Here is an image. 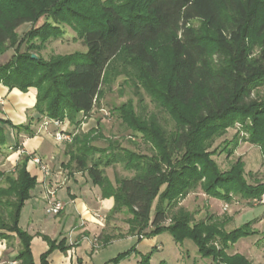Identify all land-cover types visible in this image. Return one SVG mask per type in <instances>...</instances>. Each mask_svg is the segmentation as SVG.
<instances>
[{
	"label": "trees",
	"instance_id": "obj_1",
	"mask_svg": "<svg viewBox=\"0 0 264 264\" xmlns=\"http://www.w3.org/2000/svg\"><path fill=\"white\" fill-rule=\"evenodd\" d=\"M32 9L37 10L36 6ZM103 14L98 25L89 23L83 29L85 52L47 64L22 51L25 37L20 40L17 33L22 25L39 16L7 17L0 4V59L7 52L4 47L8 43L15 48L12 59L0 65V84L22 92L35 88L38 100L34 111L39 122L49 119L62 126L69 120L78 125L95 111L98 96L111 71H130L151 81L160 80L162 66L156 50L159 44L167 43L173 55L172 78L160 98L184 107L198 103L195 119L187 117L180 109H170L177 128L169 140L159 128L164 143L156 147L169 165L178 156L177 165L171 166L170 172H164L156 157L144 155L134 161L125 154L129 151L116 148L105 161H95L91 155L96 147L85 140L82 143L78 137L66 142L73 151L70 163L80 164L83 167L80 170L89 171L90 181L95 186L110 188L111 192L103 193V197L114 198L116 210L121 206L129 209L133 215L131 228L139 227L133 236L139 240L145 238L144 231L151 227L153 234L169 232L180 243L184 239L192 240L200 256L215 259L220 254L207 248L213 239L203 237L205 224L191 226L192 219L180 214L174 225L165 231L160 226L168 220V205L198 189L197 180L207 178L209 171L215 184L205 189L207 194L230 200L229 195L236 192L249 204L264 195V185H248L244 180L242 163L238 162L224 177L214 162L206 161L208 157L204 152L206 141L232 126L238 116L264 113V105L250 99L253 90L264 85V24L259 21L256 0H143L129 17L113 5L104 7ZM41 29L35 27L30 32L38 37ZM253 37L261 40L257 57L252 52ZM150 93L154 94L151 90ZM153 98L162 104L159 97L153 95ZM2 123L8 122L0 119V144L6 141ZM28 127L17 129L34 136ZM263 132V128L252 127L256 140H264ZM67 134L73 137V133ZM150 140L155 142L152 137ZM21 156L13 172L0 174L6 183V186L0 185V240L9 242L16 236L20 250L14 261L35 264L30 249L32 237L21 229L20 218L38 183L27 168L34 155ZM89 160L93 165L88 170ZM118 163L124 164L134 175L116 180L119 186L113 188L104 178L102 169ZM197 167L201 171L198 172ZM250 229H235L223 235L220 259L226 264H252L246 256L225 254L230 244L256 234L254 231L249 234ZM54 248L62 252L71 249L65 240L54 243L51 249ZM122 260L123 257L114 264ZM148 260L146 257L142 264H148ZM42 264H50L46 255Z\"/></svg>",
	"mask_w": 264,
	"mask_h": 264
},
{
	"label": "rangeland",
	"instance_id": "obj_2",
	"mask_svg": "<svg viewBox=\"0 0 264 264\" xmlns=\"http://www.w3.org/2000/svg\"><path fill=\"white\" fill-rule=\"evenodd\" d=\"M142 1L0 0V4L7 17L11 15L39 16L38 19L22 25L17 33L20 40L25 37L22 51L31 56L35 55L36 59L43 63L51 64L58 59L75 56L86 51L82 38L83 29L89 23L93 26L100 23L104 16V7L113 5L120 8L125 16L129 17L137 11V5ZM34 6H36V12H33ZM256 7L259 21L264 24V0H256ZM35 27H42L41 35L38 37L30 32L35 30ZM209 35L212 36V33L209 32ZM252 39L255 41L252 52L254 57H257L261 51V40L255 37ZM11 44L8 43L4 47L7 52L1 57L0 65L12 59L15 48ZM156 55L162 66L160 80L151 81L143 76L134 75L130 71L122 73H119V70L111 71L105 79L93 114L82 119L78 125L71 124L69 120L63 122L62 126L66 125L71 130L74 129L72 140L78 137L82 139V143L85 140L96 147L91 155V157L94 156L93 160L102 159L105 161L110 151L116 148L131 152L132 154L129 152H125V154L130 155L134 161L140 156H154L161 163L164 172H170L173 169L171 166L177 165L178 156L174 157L169 165L161 155V150L159 151L156 147L164 143L159 128L164 130L166 140H169L177 128V121L170 109H180L184 115L195 119L198 103L196 101L192 105L184 107L169 102L165 98H160L171 82L173 55L167 43L158 45ZM150 90L154 92L155 97L161 99L162 104L154 100ZM250 99L264 105V85L253 90ZM238 117L232 126L206 141L204 146V152L208 157L206 161L214 162L224 177L240 162L244 165V180L248 185H264V140H256L252 133V127L264 130V113L259 112L255 115H240ZM153 122L156 124L154 125ZM131 124H134L135 127ZM150 137L156 144L150 140ZM62 149L65 150V147ZM92 165L93 163L89 160L88 170ZM75 166L78 169L83 168L80 164H75ZM197 169L198 172L201 171L200 167ZM102 170L104 178L110 182L113 188L119 186L116 180L128 179L134 175L122 163L104 167ZM87 174L86 177L90 181L89 171ZM208 175L207 178L204 176L197 180L198 189L188 196H180L176 202L168 205V220L160 228L165 231L166 228L174 225L178 215L185 214L192 219L191 226L205 224L203 237H212L213 239L207 248L215 250L216 254H220V256L215 259L212 257L203 258L192 240L184 239L180 243L169 232L153 234L151 227L144 231L145 238L139 240L138 237L133 236L139 227L131 228L133 215L129 209L121 206L116 210L114 198L103 197V193L108 195L111 192L110 188L95 186L90 181L88 185H81L82 191L75 187V195L90 200L93 196L92 190L97 187L102 199L111 200L113 203L111 206L105 207L108 212L103 210L101 214L105 218L102 221L105 224V234L104 226L100 222H96V225L87 223L86 231L92 238L110 237L100 248L89 250L90 264H114L115 260L122 257L123 260L120 262L122 264H142L146 257L149 258L148 264H226L223 259H220L224 248L221 238L227 232L245 227L251 228L249 234L252 235L251 231L256 234L239 240L234 245L230 244L225 254L229 257L240 254L246 256L252 264H264V195L261 199H254L249 204L236 192L229 195L230 200H226L222 196L207 194L205 189L215 184L212 172L209 171ZM224 177L222 179H225ZM0 185L6 186L2 177H0ZM43 192V188H39L36 195L31 197L32 202L25 204L21 212L20 227L24 231H28L32 237L30 249L35 264H42L45 255L50 264L52 262L71 264L67 258L68 251L62 252L58 248H54V250L51 248L54 243L59 244L63 241L64 236L68 237L73 226L72 219L61 222V216L51 214L52 206L48 203ZM59 200H61L60 197ZM156 206L155 202L152 208V218ZM10 240L9 242L4 240L7 250L5 257L0 259V264L11 263L18 256L19 239L15 236ZM75 260L74 263H76ZM18 262L21 264L19 260Z\"/></svg>",
	"mask_w": 264,
	"mask_h": 264
},
{
	"label": "crops",
	"instance_id": "obj_3",
	"mask_svg": "<svg viewBox=\"0 0 264 264\" xmlns=\"http://www.w3.org/2000/svg\"><path fill=\"white\" fill-rule=\"evenodd\" d=\"M37 100L35 88L29 89L28 92H22L18 89L10 90L0 84V119L8 122V124H1L6 141L0 144V174L13 172L24 153L41 158L50 168L51 175L44 177L38 167L31 161L28 163L29 173L37 178L38 183L32 191L31 197L36 195L39 188H43L46 197L47 188L56 189L55 199L65 206L64 211L57 216L62 217L61 222L67 219H72L73 222L68 237H63L66 246L71 247L68 250L67 258L71 264H90L89 250L96 249L95 240H98V248H100L110 237L92 238L86 231L87 223L96 225V222H100L104 226L105 234V224L102 222L105 218L101 214L103 210L106 211L107 208L105 207L111 206L112 201L103 200L97 187L92 190L93 196L90 200L75 195V187L82 191L81 185H88L90 182L86 177L88 175L87 170L76 168V163L71 164L73 151L68 149L69 143H59L55 138L58 131L73 133L74 129L71 130L66 125L58 128L54 124H50L47 129L41 128L43 121L37 120V114L34 111ZM26 125H29V132L34 133V136L30 137L26 131H18L17 127ZM64 147L65 150L62 149ZM31 197L25 204L31 201ZM22 230L24 229L22 228ZM6 250L7 245L4 240H0V259L5 257ZM74 259L77 260H75L76 263H74ZM52 264L55 263L52 262ZM119 264L122 263L119 262Z\"/></svg>",
	"mask_w": 264,
	"mask_h": 264
},
{
	"label": "built area",
	"instance_id": "obj_4",
	"mask_svg": "<svg viewBox=\"0 0 264 264\" xmlns=\"http://www.w3.org/2000/svg\"><path fill=\"white\" fill-rule=\"evenodd\" d=\"M1 103V101H0ZM50 124H54L57 127H61V123L60 122H54L51 121L49 119H44L41 128L43 129H47V127ZM55 138L57 140V142L59 143H66V142H71L72 137L70 135H68L67 133H65L64 131H58L55 135ZM31 162L40 169V171L42 172V174L44 175V177H49L51 175V170L48 167L47 164H45L43 162V160L37 156H33L31 159ZM46 193H47V199H48V203L52 206L50 213L53 215H59L62 211H64L63 209H65V206L63 203H61L60 201H57L56 198V189H51V188H47L46 189ZM94 245L96 248L99 247V243L98 240H95ZM11 264H18V262L14 261Z\"/></svg>",
	"mask_w": 264,
	"mask_h": 264
},
{
	"label": "water",
	"instance_id": "obj_5",
	"mask_svg": "<svg viewBox=\"0 0 264 264\" xmlns=\"http://www.w3.org/2000/svg\"><path fill=\"white\" fill-rule=\"evenodd\" d=\"M32 58H33V59H36V56H35V55H33V56H32Z\"/></svg>",
	"mask_w": 264,
	"mask_h": 264
}]
</instances>
